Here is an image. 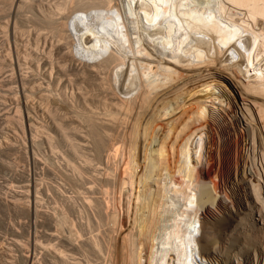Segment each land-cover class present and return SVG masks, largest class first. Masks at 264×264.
I'll return each mask as SVG.
<instances>
[{"label":"bare ground","instance_id":"1","mask_svg":"<svg viewBox=\"0 0 264 264\" xmlns=\"http://www.w3.org/2000/svg\"><path fill=\"white\" fill-rule=\"evenodd\" d=\"M27 4L38 13L26 11L32 9ZM31 4L27 0L4 4L6 12L9 9L0 22L5 36L9 38L7 31L23 11L22 22L34 17L68 39L63 45L60 37L54 43L50 37L52 43L44 45L43 40L44 46L38 43L34 49L23 42L24 56L35 58L38 68L47 67L49 84L70 74L66 69L70 53L82 56L69 65L72 75H88L92 85L98 81L96 88L89 82L76 87L74 79L63 83L61 97L76 114L60 107L62 114L52 106L45 109L47 115L53 113L45 119L47 126H34L32 121L21 125L30 135L35 131L39 135L45 127L61 132L70 154L80 160L67 165L73 179L87 184L85 168L95 172L90 177L97 197L81 193L66 198L67 254L55 244L50 252L65 264H90L91 256L104 250L106 264H264V0H33ZM2 50L1 62L11 60ZM63 65L65 71L60 69ZM15 69L16 65L13 73ZM14 76L5 79L9 97L13 95L8 107L12 122L23 105L18 88L16 95L12 91L11 84L18 81ZM58 111L60 118L54 116H61ZM0 127L5 130L4 119ZM51 131H46L47 140L55 138ZM0 134V151L8 144L13 153L20 152L12 135ZM51 145L57 150L56 144ZM69 156H64L67 162ZM29 174L17 173L28 178L24 191L15 189V202L0 201L3 207L13 204L31 217ZM239 208L243 240L232 247L234 232L220 228ZM50 216L56 225V215ZM93 222L108 226L107 239L98 235L81 239L82 230ZM26 244L22 264H35L31 238Z\"/></svg>","mask_w":264,"mask_h":264},{"label":"rangeland","instance_id":"2","mask_svg":"<svg viewBox=\"0 0 264 264\" xmlns=\"http://www.w3.org/2000/svg\"><path fill=\"white\" fill-rule=\"evenodd\" d=\"M30 1L27 0V2H29L31 4L33 2V0H30ZM9 2H10V0H5V1L0 0L1 4L2 3L7 4ZM18 2H19V0H18ZM4 4H3V6L0 5V8H1V10H0V22L5 21L6 20L5 18H7L5 14L7 13V15H8V13H9V9H8V12H6L7 9L3 8V7H6ZM31 5H28V6L32 9H29V10L26 9V11L32 10L34 12V11L38 10V9H34ZM24 6H26V5H24ZM28 6L25 8H29ZM19 10L21 11V8ZM19 10H18V12H19ZM23 10H25V9L23 8ZM22 12H19V14H20V15L18 14L19 16L16 14L17 20L16 19L15 20H16L17 26L16 25L13 26V24L15 23L14 22L15 20H13L12 29H10V31H7L11 35V36L9 35V38H8V36H5L6 35V34H4L5 31L3 33V31H1L2 28L0 27L1 28L0 29V40L2 41V42H0L1 43L0 49L4 50V48H5L7 50V48H9L8 49L9 52H8V50L7 51L4 50V52L2 50V52L4 53V55L9 57V58H7L5 56L6 59L12 60V61L7 60L8 62L6 61L4 63H8L9 65L11 63L13 64L12 65L13 68L11 67V65L9 66L8 64L3 65L4 63L1 62V60L3 61V59L5 60V58L3 57V59H1L2 56L0 55V96L2 95L0 98V101H1V103H2V101L3 102L7 101V102H4L2 104L0 103V119H1L0 122H2L4 119V127H5L4 128L5 130H1V127H0V132H8V134L12 135V138H13L12 141L15 143V145H18V149L20 151V152L15 151V153H13V149H9L8 144L2 145V147L6 146L3 148L4 151L5 150L6 151L5 152L3 150L0 151V199L6 198L10 201V203L15 202L14 201L15 189H16V191H20L22 189L24 191V188L22 187V185H25L27 183L26 179L28 178L27 176L22 178V177H20V175H17V173L20 174L24 171L29 172L30 173L29 176L31 175L30 178H31V181L33 183V187L31 189V191H32L31 192L32 193V211H31L32 220H31V217H29V215L27 214V212L25 210L22 211L23 209H20V208H18V209L16 208L17 209L16 210V209H14L13 204L9 205V209H7V208L2 206L1 201H0V264H22V261H21L22 256L21 255L25 254L29 249V247H27L28 245L26 244L27 241L29 240V238H31V240H32V246L33 247L31 246V248L33 249L34 254L36 255V256L34 255L36 257V258H34L35 264H65V262H63L64 260L57 258V256H55V253L52 254V252H50V249H52V245L55 244V245H59V247L62 250L66 249L65 253L68 252L67 251V244H68L67 240H68V235H69V226L67 224L66 215L63 213L64 212L63 210L67 204L66 198L69 197L70 195L74 196V197H76V196L79 197V196H82V194H85V195L87 194V195H91L92 197H97L98 193H97V191H96V189L92 183V181H93L92 175L95 174V172L91 168H89L88 166L85 168V171H87L85 174V177L87 178V181H88L87 184L84 183V181H82V180L73 179L74 177L71 176V166H67V165L76 164V162L78 163L80 160L77 159L78 157H76L75 155L74 156L72 155L73 153H72V150H70L71 148L67 145V142H65V140H63L64 137L59 135V134H61V132H59L58 130H54L55 128L49 127V130L51 129L56 133H54L53 131L50 130L51 133H54V134H52V136L55 135V136H53L55 138H53L54 140L53 139L47 140L46 139V136H47L46 131L50 132L47 127H45V129H47V130L39 128L44 133H42V132L40 133V131H38L39 135H37V133H36L37 131H35V134L33 133L32 135H30L25 130L23 131V129H25V128H24V126H22L23 127V129H22L21 125H25V122L27 124H31V121H32L33 123L35 122L34 126H36V125L38 126L39 124H43V125L47 126V123H45L46 122L45 119L53 116V113H50V112H48L49 116L47 115L48 109H50L52 106H53V108L54 107L59 108L60 111L64 109V111H66L70 114L71 113L76 114L75 112L73 113L74 109L71 110L72 109L71 106L68 107V103L64 102L65 100H64V98H62L63 97L62 93H64L63 92L64 91L63 83L66 80L68 81V79H74L76 81V83H74L76 85V87H78L79 85L85 86L86 83L88 84V82H89L90 86L94 85L93 87L96 88L95 85H97L96 83L98 81H96L94 79V82L92 85L91 80H93V79H91L90 76H89L90 78L88 77L89 78L88 79L87 78L88 75H86L84 77V75H82V73H79V75H78V73H76V76H75V74L72 75V71H71L72 69H70V66H72L71 64H73L74 61L75 62L79 61V59L82 60V58H81L82 56L81 55L79 56V53H74L75 55L74 54L72 55L70 53L69 55L72 58H71V60L68 61V64L66 67V69L68 68L67 69L68 72L70 71V74H67L65 77H61V79L56 81L55 84H52L54 82H50L51 84H49L48 78L46 79V77H45V71H46L45 69L47 67H44V65L41 64L40 65L41 67L39 66V68H40L39 69L36 66L37 64L35 63L36 62L35 58L32 57L33 58V60H32L31 57L24 56V54H23V51H24L23 49H25L24 45L27 44L26 46L33 48V49H34V47L36 48L39 44L40 45L38 47L44 46L45 44L49 45L50 43H52L51 42L52 37L54 38V40L52 38L53 43L57 42V40L60 37L61 39H60L59 43L60 44L63 43V45H64L65 42L68 41V39L66 41V35H64L63 36L64 39H62L63 37H61V36L64 33H62L60 36L61 32L60 33H59V31L56 32V30L53 31V29H51L50 25H47V23H42L41 21L39 22V21H37L38 19H35L34 17H32L34 20L31 18L32 19L31 22L25 23L23 21L24 22L23 23L22 22L23 19H21L22 18V16H21ZM36 12L38 13V11H36ZM19 19H21V20H19ZM35 22H37V23H35ZM50 23L52 25V22H50ZM13 27H15L14 29L16 31L13 30ZM25 29H30V33L27 32ZM2 30H4V29H2ZM18 30L19 31L22 30V31L19 32ZM83 34L84 33L82 32V34H81L82 37L85 36ZM2 36H4V37H2ZM15 36H17V37H15ZM81 36H79V37H81ZM32 38L34 41L32 40ZM27 39L28 40L30 39L31 43L29 41H27ZM49 40H50V43H49ZM8 41H9V43H7ZM14 41H16V42L14 43ZM43 42H44V45H43ZM15 45H16V47H15ZM15 48L17 50H15ZM20 50L22 53L20 52ZM78 50H80V52H81L80 48H78ZM5 51H6V53H8V55L5 53ZM9 53H10V55H9ZM16 55H18V56H16ZM18 57H19V60H17ZM50 58H53V57H49L47 59L51 60ZM31 60H32V62H31ZM49 60H47V61H49ZM9 62H11V63H9ZM53 62L57 63L55 60L53 61V59H52V63ZM19 63H20V66H19ZM34 63L36 65H34ZM14 64L16 65L15 70H17L16 72L14 70L15 73H13V69L15 66ZM21 68H22V70H21ZM61 68H63L62 70H64L65 66L63 65L62 67H60V69ZM97 68H99V66H97ZM67 70H66V72H67ZM21 71H22V76L20 77L19 74H21L20 73ZM73 73H75V72H73ZM13 74H15L16 77L18 76L17 77L18 81H17V84L15 83L16 85H13L14 83L11 84V87L13 88L12 91L16 95V89L18 88V94L21 93L18 95V98L20 97L19 98L20 102L23 104L21 112L22 113L25 112L24 113L25 115L24 114L21 115V112L19 113L20 116L18 115L19 118L22 120H20L19 118H18L19 120L17 118H15L16 120H18V122L21 121V123H23V124H21L19 122V124H20L19 125L16 120L13 121L15 124H17V126L15 124H13V122H12L14 117L10 116L12 119L11 120L10 117L8 116L9 115L8 110L10 107H12V105H10L9 98L13 95H11L12 93H10V97H9V88L7 89V87H9V86L5 85V79L6 80L11 79L14 76ZM9 77H11V78H9ZM16 77L14 79H16ZM22 77H23V79H22ZM24 78H25V80H24ZM79 78L82 79V82H80L81 80ZM86 78H87V80H86ZM14 79H12V80H14ZM20 79H22L23 81H21ZM77 81H78V83H77ZM3 83H4L5 87L3 86ZM77 84H79V85H77ZM23 85H24V87H23ZM14 89H15V92H14ZM1 90H3V91H1ZM5 90H6V92L4 93ZM22 90H23V92H22ZM51 90L53 91L54 94H52ZM1 92L5 95L4 97L6 98V100L4 99L3 94ZM44 95H45V97H42ZM46 96H49V97H46ZM45 101L48 103V105H47L48 107H46L47 103L45 104ZM66 103H67V105H66ZM51 104H53V105H51ZM8 105H10V106H8ZM60 107L63 109H61ZM26 108H28V111H30L29 114H28V112H26ZM45 109H47V111ZM60 111H58L57 114ZM61 113L63 114V111H61ZM61 113H59V114H61ZM62 114H61V116L60 115L57 116L54 113V116H56L57 118H60V117H62ZM21 116H23V117H21ZM24 116H25V119H24ZM29 117H30V119H27ZM85 120L87 121V119H85ZM85 123H86V125H89L88 123H91V121L89 122V120H88V122H85ZM85 123H84V125H85ZM90 126H92V123H91V125L88 126V129H91ZM16 131H17V133H16ZM84 131H87V128H85ZM13 132H14V134H13ZM57 133H58V136H57ZM15 134L17 136H15ZM33 135H36V136H33ZM1 136H3V134H0V137ZM14 136L16 138L15 140H14ZM31 136H33V137L31 138ZM26 138H27V140H26ZM61 138H62V140H61ZM88 139L90 140V137ZM3 141H6V139ZM28 141H30V144H32L29 148H28V144H27ZM32 141H33V143H31ZM26 144H27V146H26ZM51 144H54V145L56 144L55 146H57V150L54 151L51 147L52 146ZM7 147H8V149H7ZM21 148L23 149V151ZM10 150L12 152H10ZM112 152L116 153V151H112ZM16 153H18V154H16ZM55 153H57V154H55ZM70 153H72V154H70ZM66 154L68 156H69V154L71 155L68 158L69 159L68 162L66 161V158H67ZM33 157L35 160H33ZM71 158H73L72 161H71ZM75 158H76V160H74ZM36 160L39 162H36ZM97 162H98V160L94 161L93 163L97 165ZM27 163H29V164H27ZM90 174H91L92 178L90 177ZM69 175H70V178H69ZM71 177H72V179H71ZM224 184H225V182H224ZM91 186H93L92 187L93 190L89 188ZM87 191H89V192L87 193ZM34 196L37 199L36 200L37 201L36 207H35V201H34L35 197ZM23 199H25V200H23ZM18 202H20V201H18ZM21 203H23V204H21ZM21 203L20 204L22 206L23 205L25 206V204H27L26 197L22 198ZM34 209L37 212V215H36V213H34ZM240 209L241 208H239L240 212L237 213V215H234L229 221L222 222V225L220 228L222 232H230V231L234 232V234L232 236L233 237V241H232L233 246L232 247H238L239 244L242 243V240H243L242 239L243 234L241 232H239V230H238L239 226H240V224H239L240 218L242 217L241 212L243 211V209H241V210ZM52 213L54 215H56V217H57L56 225L53 221V218L50 216V214H52ZM64 215H65V217H64ZM74 217L76 219V215H74L73 218ZM89 228H90V230H89ZM236 229L238 230L237 234L235 231ZM86 230H88V231L85 232ZM109 230H108L107 225H105L103 223L96 224L95 222H93L91 227H88V228L82 230L81 239L85 240L86 238H88V236L90 237L92 235L93 236L98 235V236H102V237L104 236V238L107 239L109 236L108 235ZM236 241H240V242H238L239 244L236 243ZM19 243L21 246L19 245ZM97 253H98V251H96L94 253V254H96L95 256L94 255L91 256V263L90 264H106V262H108L105 259V257L108 255L107 252L104 250L102 252H99L98 254ZM111 253H113V255H114V251H112ZM75 256L78 258H82V256L79 253H76ZM54 257L56 260L54 259Z\"/></svg>","mask_w":264,"mask_h":264}]
</instances>
